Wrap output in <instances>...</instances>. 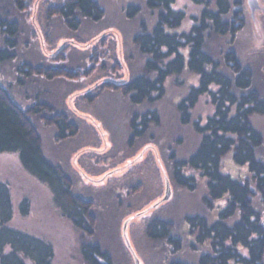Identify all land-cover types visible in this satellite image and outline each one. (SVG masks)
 I'll return each mask as SVG.
<instances>
[{
    "label": "trees",
    "instance_id": "trees-1",
    "mask_svg": "<svg viewBox=\"0 0 264 264\" xmlns=\"http://www.w3.org/2000/svg\"><path fill=\"white\" fill-rule=\"evenodd\" d=\"M34 1L13 0L12 6L18 11L31 10ZM174 1L139 0L126 4V18L133 22L137 19L138 23L133 32L128 33L130 36L124 37L136 47L142 62L138 72L117 82L103 77L107 65L103 62L106 58L103 52L93 54L97 59H91L87 69H83V64L67 65L66 61L73 59H65L62 53L57 60L46 63L30 60L28 56L32 54L19 51V19L8 16L10 4L6 7V1L0 2L3 39L0 47V153L18 152L21 167L48 187L52 203L80 232L79 251L84 264L115 263L110 252L95 240V200L81 195L74 188L69 173L46 155L37 123L52 127L56 142L76 136L79 126L72 117L77 113L52 98L49 82L59 77L77 83L81 76L88 75L85 71L95 69L104 73L95 87L92 86L96 91L73 93L77 98L74 109L81 112L78 106L81 97L91 103L105 91H119L132 108L127 116L129 140L143 139L159 125L156 102L164 96L169 78H178L185 71L196 77V84H188L176 109L179 122L191 123L199 140L184 157L171 152L166 166L174 186L194 190L199 180L203 181L206 192L202 200L208 209L220 199H224V204L218 207L215 218L201 212L185 216L186 236L193 237V245L199 246L200 252L196 263L177 260L169 264H264V226L259 222V210L253 201L255 194L264 193V154H261L264 139L252 121L255 114L264 115V95L253 81L251 67L241 61L235 47L236 36L246 24V11L242 0H191L202 5V9L198 15H190L192 21L184 27L187 13L174 9ZM38 7L43 9L47 19L54 15L62 19L68 31L56 36L50 33V43L62 36L71 40L92 39L98 31L96 25L104 22L105 11L100 0H42ZM84 21L95 26L81 31ZM71 48V51H81L78 47ZM60 50L56 47L55 57ZM19 58L22 59L14 67V78L7 81L3 65ZM19 74L22 77L19 78ZM35 80H42L41 85L36 89L27 86L29 81L35 83ZM10 82L18 83L24 98L30 100L28 106L23 108L16 102ZM202 96L207 99L210 111L203 120H192V111ZM138 106L146 108L140 110ZM89 151L80 150L81 153ZM227 154L236 165L247 167L249 178L241 179L222 170V160ZM30 211L28 195L24 194L15 203L8 181L0 179V264H53V243L13 222L15 217L23 218ZM145 215L148 214L142 217ZM144 229L147 238L164 241L173 253L184 245L173 223L160 215L152 216Z\"/></svg>",
    "mask_w": 264,
    "mask_h": 264
},
{
    "label": "rangeland",
    "instance_id": "rangeland-1",
    "mask_svg": "<svg viewBox=\"0 0 264 264\" xmlns=\"http://www.w3.org/2000/svg\"><path fill=\"white\" fill-rule=\"evenodd\" d=\"M4 1L6 7L9 4L12 7L7 8L8 16L19 19V51L32 54L28 57L33 62L57 60L58 54L62 53L65 59H73L66 61L67 65L83 64V69H87L93 61L91 59H97L94 56L101 52L106 54L103 59L107 63L105 74L98 69L87 70L85 72H89L88 75L81 76L77 83L67 82L59 77L49 82V94L52 98L60 106L67 105L77 113L72 118L78 123V134L56 142L54 129L41 122L37 123L46 155L69 173L74 188L81 195L95 200V240L110 252L115 264H169L177 260L196 263L199 246L193 245V237L186 236L188 231L185 216L201 212L215 218L218 207L224 204V199L215 201L213 208L208 209L202 200L206 192L203 181L199 180L194 190L174 186L166 166L171 152L184 157L195 148L199 140V135L191 123L184 125L179 122L176 109V103L185 94L188 86L196 84L195 75L185 71L178 78H169L165 83L164 96L156 102L160 114L159 125L152 128L143 139L129 140L127 116L132 108L125 96L119 91L111 90L103 92L91 103L81 97L78 102L81 112H78L74 109L77 98L73 93L95 92L94 84L97 79L102 78L101 74L105 75V80L117 82L126 79L130 73L139 71L142 56L126 40L138 21L136 19L133 22L125 15L126 4L139 0H100L105 11L104 22L96 25L98 31L94 37L71 40L62 36L55 38L52 42L54 46L48 42L52 38L50 33L56 36L57 33L68 31L62 19L56 15L51 19L44 16L43 9L38 7L42 0H35L33 8L26 11L15 9L12 6L13 0H0ZM257 2L259 8L252 14L247 0H242V7L246 11V24L236 36L235 47L241 61L251 67L253 81L264 95V0ZM173 8L186 11L187 16L183 23L186 27L192 21L190 15H198L202 5L191 0H175ZM144 17L150 19L148 14ZM91 26L95 25L84 21L81 31ZM1 46L3 39L0 33ZM72 46L81 48V51H71ZM92 46L95 49L93 51ZM56 47L61 50L55 57ZM20 59L22 58L3 65L7 81L14 78V67ZM20 77L22 76L19 74ZM41 82L42 80H35V83L29 81L27 86L36 89ZM11 84V92L16 102L23 108L28 106L30 100L24 98L18 83ZM137 108L142 110L146 106ZM209 111L207 99L200 97L192 111V120H203ZM252 121L262 132L264 139V115L255 114ZM80 150L91 151L81 153ZM261 154H264V142ZM19 162L18 152L0 153V179L8 181L14 202L26 194L31 203L30 214L23 218L15 217L14 224L42 235L53 243V264H84L79 251L80 232L52 203L48 187L25 171ZM222 170L241 179L250 177L247 167L236 165L230 154L223 158ZM167 182L169 193L164 200ZM250 186L254 188L252 183ZM253 201L255 208L263 214L264 193L255 194ZM142 210L145 212L141 213ZM142 214L148 215L142 217ZM154 215H160L173 223L176 233L184 242L179 252L173 253L171 247L162 240L155 241L146 237L145 225Z\"/></svg>",
    "mask_w": 264,
    "mask_h": 264
},
{
    "label": "water",
    "instance_id": "water-1",
    "mask_svg": "<svg viewBox=\"0 0 264 264\" xmlns=\"http://www.w3.org/2000/svg\"><path fill=\"white\" fill-rule=\"evenodd\" d=\"M247 2H248L250 12L253 14L255 12V10H257L259 8V4H258L257 0H247ZM168 193H169V184L167 182L166 183V192H165V195L163 197L164 200L167 199Z\"/></svg>",
    "mask_w": 264,
    "mask_h": 264
},
{
    "label": "flooded vegetation",
    "instance_id": "flooded-vegetation-1",
    "mask_svg": "<svg viewBox=\"0 0 264 264\" xmlns=\"http://www.w3.org/2000/svg\"><path fill=\"white\" fill-rule=\"evenodd\" d=\"M253 191H255V188H252ZM259 222H261V224L264 226V213L260 214L259 211Z\"/></svg>",
    "mask_w": 264,
    "mask_h": 264
}]
</instances>
